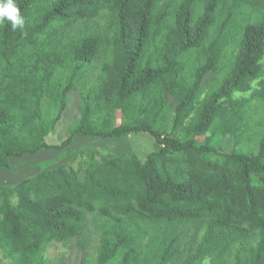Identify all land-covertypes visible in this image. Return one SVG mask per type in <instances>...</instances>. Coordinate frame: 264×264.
I'll list each match as a JSON object with an SVG mask.
<instances>
[{
	"label": "trees",
	"instance_id": "trees-1",
	"mask_svg": "<svg viewBox=\"0 0 264 264\" xmlns=\"http://www.w3.org/2000/svg\"><path fill=\"white\" fill-rule=\"evenodd\" d=\"M16 2L24 27L0 24V170L70 155L77 136L147 134L154 150L89 151L0 186L4 257L71 264L47 257L63 245L79 264H264V0ZM73 92L79 116L51 145Z\"/></svg>",
	"mask_w": 264,
	"mask_h": 264
},
{
	"label": "rangeland",
	"instance_id": "rangeland-1",
	"mask_svg": "<svg viewBox=\"0 0 264 264\" xmlns=\"http://www.w3.org/2000/svg\"><path fill=\"white\" fill-rule=\"evenodd\" d=\"M261 64L263 66L262 76L252 82V88H256L260 83L259 81L264 78V56L261 59ZM248 94H250V91L241 95L247 96ZM168 101L172 104L170 98ZM78 106L79 96L77 93L73 92L69 96V106L62 121L58 124L55 133L49 138V143L51 145H60L66 129L73 124L79 116ZM168 121L166 127L169 131L176 128V122L173 118ZM178 125L179 124H177V126ZM232 146L233 140L227 138L224 142V147L231 149ZM69 148L72 151V154L64 156L63 158H61V156L66 153L65 150H42L34 155H26L21 159L12 160V170H0V186H14L20 181L37 174L42 170L43 166L48 164L51 166L47 169L57 167L60 164H66L77 168L79 164L84 161V157H81V154H86L89 151H97L107 158L136 152L139 157L144 160L146 155L154 150V143L152 138L147 134L113 139H95L77 136L74 138V141ZM75 156L79 157L78 160L72 161V158ZM97 246L98 236L93 234L91 236V247L89 249L90 256L95 255ZM59 256L71 259V264H79L82 252L80 250L72 251L69 247L63 245H55L47 249V257L49 261L53 262L58 259L57 257ZM0 264L14 263L11 260L6 259L0 252Z\"/></svg>",
	"mask_w": 264,
	"mask_h": 264
},
{
	"label": "clouds",
	"instance_id": "clouds-1",
	"mask_svg": "<svg viewBox=\"0 0 264 264\" xmlns=\"http://www.w3.org/2000/svg\"><path fill=\"white\" fill-rule=\"evenodd\" d=\"M10 23L13 30L22 29L25 17L21 14L16 0H0V24Z\"/></svg>",
	"mask_w": 264,
	"mask_h": 264
},
{
	"label": "crops",
	"instance_id": "crops-1",
	"mask_svg": "<svg viewBox=\"0 0 264 264\" xmlns=\"http://www.w3.org/2000/svg\"><path fill=\"white\" fill-rule=\"evenodd\" d=\"M47 151H50V150H47ZM12 160H14V159H12ZM12 160L10 161V162H11V169H10V170H12V168H13V167H12Z\"/></svg>",
	"mask_w": 264,
	"mask_h": 264
}]
</instances>
